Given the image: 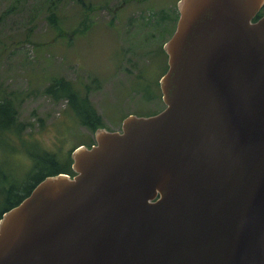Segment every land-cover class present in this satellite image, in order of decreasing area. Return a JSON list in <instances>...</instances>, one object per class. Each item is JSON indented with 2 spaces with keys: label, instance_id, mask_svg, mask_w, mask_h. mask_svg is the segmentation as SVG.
<instances>
[{
  "label": "water",
  "instance_id": "95a60500",
  "mask_svg": "<svg viewBox=\"0 0 264 264\" xmlns=\"http://www.w3.org/2000/svg\"><path fill=\"white\" fill-rule=\"evenodd\" d=\"M264 0H178L165 107L99 127L0 218V264H264Z\"/></svg>",
  "mask_w": 264,
  "mask_h": 264
},
{
  "label": "rangeland",
  "instance_id": "374dc122",
  "mask_svg": "<svg viewBox=\"0 0 264 264\" xmlns=\"http://www.w3.org/2000/svg\"><path fill=\"white\" fill-rule=\"evenodd\" d=\"M176 3L0 0V95L16 101L15 122L21 124L16 137L0 132V170L21 183L32 165L29 146L65 161L74 146L94 140V132L75 118L65 100L44 92L53 78L71 81L85 92L108 130H120L126 115L161 111L165 105L154 78L144 75L152 64L156 70L153 62L167 66V55L161 52L175 29ZM163 13L169 21L161 26L153 14ZM132 18L137 28L129 25ZM146 19L158 24L148 30L161 26L167 34L157 31L150 43L141 44ZM158 69L160 75V65Z\"/></svg>",
  "mask_w": 264,
  "mask_h": 264
},
{
  "label": "trees",
  "instance_id": "16d2710c",
  "mask_svg": "<svg viewBox=\"0 0 264 264\" xmlns=\"http://www.w3.org/2000/svg\"><path fill=\"white\" fill-rule=\"evenodd\" d=\"M176 12H177V8H176ZM263 13H264V8L259 11V13L255 16L254 20L262 16ZM153 17H154L153 20L161 26L164 24L165 21H169V16L166 13H163L160 16H156L153 14ZM176 19H178V17ZM146 21H147L146 24L142 25L145 37L144 40H142L141 44H143L144 42L150 43L154 39V36L152 34H157V31H159L162 36L167 34V32H165V30L161 26L160 28L154 31L148 30L147 28H150L152 26V23L154 22H151L149 19H146ZM136 22L137 20L132 18L129 20V25L137 28ZM51 23L56 24V22L52 19H51ZM154 24L158 25L156 23ZM61 33H63V36H65L64 32ZM163 52L164 50H162L161 53ZM153 63L155 65L156 70L155 71L153 70L154 69L153 64L150 65L149 68L146 70V74L144 75V77H148L151 79L154 78L153 83L156 85V87L160 92L158 78L165 73L167 66L166 68L163 69L160 62L156 64L155 62ZM159 65L161 66V74L163 73L162 75L161 74L158 75L160 73L158 69ZM155 72L156 75H158V77L155 76ZM137 78L138 79L136 80V82L142 87L143 86L142 79L139 77ZM148 91L149 93H153L150 90V88L148 89ZM44 92L48 96L55 98V100L57 101L65 100L66 103L68 104L69 110L72 112L75 118H77V120L82 125L87 127L89 130H92L94 132L97 128L104 127L101 116L97 113L95 107L92 105L87 94L85 92L84 94L81 93L80 89H78L76 85L73 84L71 81L57 77L53 78L46 86ZM3 95H0V132H3L5 134L10 133L16 137L19 134L18 131L19 128L21 127V124L15 122L17 115L15 108L16 101ZM136 115L149 116L153 114H146V115L136 114ZM94 142L95 141L93 140L88 144L83 143V145L90 147L92 144H94ZM78 146L80 145L74 146L72 151ZM38 148L39 147L37 145H34L33 149L32 147L29 146L27 150V156L30 157L32 165L30 169L27 171V173L24 175L25 179H23L21 183L18 182V180L13 182L12 179L15 178V176L0 170V218L3 212L7 211L8 209L18 204L24 197H26L30 193V191L34 188V186L45 177L56 175L59 173H66L69 174L70 176L74 175V172L71 168L72 151L68 154V158L64 161L59 159L55 153H51L48 151L40 152L39 150H37Z\"/></svg>",
  "mask_w": 264,
  "mask_h": 264
},
{
  "label": "flooded vegetation",
  "instance_id": "af4514ba",
  "mask_svg": "<svg viewBox=\"0 0 264 264\" xmlns=\"http://www.w3.org/2000/svg\"><path fill=\"white\" fill-rule=\"evenodd\" d=\"M263 14H264V13H263ZM257 19H258V18H257ZM168 39H169V38H168ZM168 39H167V40H168ZM167 40H166V41H167Z\"/></svg>",
  "mask_w": 264,
  "mask_h": 264
}]
</instances>
